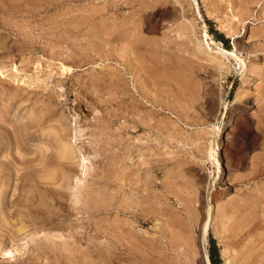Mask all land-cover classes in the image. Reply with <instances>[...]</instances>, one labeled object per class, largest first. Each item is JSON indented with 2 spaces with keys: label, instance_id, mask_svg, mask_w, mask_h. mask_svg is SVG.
Wrapping results in <instances>:
<instances>
[{
  "label": "rangeland",
  "instance_id": "rangeland-1",
  "mask_svg": "<svg viewBox=\"0 0 264 264\" xmlns=\"http://www.w3.org/2000/svg\"><path fill=\"white\" fill-rule=\"evenodd\" d=\"M211 240L264 264V0H0V264Z\"/></svg>",
  "mask_w": 264,
  "mask_h": 264
},
{
  "label": "trees",
  "instance_id": "trees-1",
  "mask_svg": "<svg viewBox=\"0 0 264 264\" xmlns=\"http://www.w3.org/2000/svg\"><path fill=\"white\" fill-rule=\"evenodd\" d=\"M221 40H223V42H225L223 37L221 38ZM211 244H212V248L209 252V261L211 264H215V262L217 260L216 258H218L217 248L215 247L213 240H211Z\"/></svg>",
  "mask_w": 264,
  "mask_h": 264
},
{
  "label": "bare ground",
  "instance_id": "bare-ground-1",
  "mask_svg": "<svg viewBox=\"0 0 264 264\" xmlns=\"http://www.w3.org/2000/svg\"><path fill=\"white\" fill-rule=\"evenodd\" d=\"M158 56V55H157ZM225 141H226V139H225ZM218 151V150H217ZM65 158V157H64ZM32 217V216H31ZM209 220H210V216H209V212H207V214H206V217H205V226H204V228H206L207 226H208V222H209ZM226 223V222H225ZM204 224V223H203ZM29 225V224H28ZM250 234V231L249 232H247V234ZM246 235V234H245ZM5 236V235H4ZM205 259H206V262H207V264H210V261H209V259H208V257L205 255ZM23 262V261H22Z\"/></svg>",
  "mask_w": 264,
  "mask_h": 264
}]
</instances>
